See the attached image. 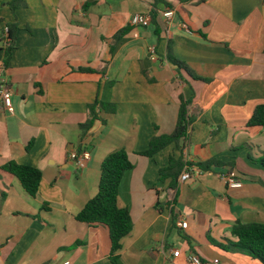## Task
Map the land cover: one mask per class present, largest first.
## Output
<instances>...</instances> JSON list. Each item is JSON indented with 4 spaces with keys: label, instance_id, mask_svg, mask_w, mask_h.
<instances>
[{
    "label": "crops",
    "instance_id": "0c3cea01",
    "mask_svg": "<svg viewBox=\"0 0 264 264\" xmlns=\"http://www.w3.org/2000/svg\"><path fill=\"white\" fill-rule=\"evenodd\" d=\"M10 1L0 0V82L13 105L0 110V264H115L108 227L76 214L98 192L104 158L121 148L134 167L118 197L133 221L120 264H189L191 252L217 264H262L211 238L227 244L237 240V221L264 223V126L247 125L264 104V0H169L174 14L158 13L159 34L152 22H131L151 0L87 8V0H23L14 10ZM8 24L18 28L6 61ZM169 46L194 76L178 71ZM181 96L190 101L185 145L141 154L153 136L174 131ZM98 99L116 111L101 112L88 130L80 150L90 159L77 168L68 154ZM171 155L193 163L190 179L181 180L184 168L176 185L159 180ZM213 158L221 164L211 170L196 165ZM10 160L41 171L35 196L2 169ZM226 175L242 186H228Z\"/></svg>",
    "mask_w": 264,
    "mask_h": 264
},
{
    "label": "trees",
    "instance_id": "16d2710c",
    "mask_svg": "<svg viewBox=\"0 0 264 264\" xmlns=\"http://www.w3.org/2000/svg\"><path fill=\"white\" fill-rule=\"evenodd\" d=\"M93 0H87L83 5L87 8ZM181 2H189L191 0H179ZM152 8L149 11L151 22L155 25V32L159 34V23L157 16L160 11H166L172 8L169 0H151ZM10 7L14 10L23 5V0H11ZM163 5V8H162ZM18 26L16 24H8L7 40L9 44L6 48V61L9 59L11 50L14 47L15 32ZM122 29L116 34L115 38L125 32ZM168 58L174 63L178 71L186 70L194 76L189 66L183 61L177 59L171 54V47L168 49ZM81 70H93L92 68H80ZM189 99L181 96L179 115L176 127L173 132L155 135L151 138L148 149L141 154L152 157L167 146L175 144L177 147H183L188 136V129L191 124V116L189 114ZM116 111L114 103L96 100L89 105L88 118L84 123L80 124L81 135L78 143L80 150L82 143L87 137L88 130L94 125L95 121L100 119L101 112L113 113ZM248 126H264V104L258 105L248 121ZM257 162L264 166V153L257 159ZM193 163L186 162L182 156L175 157L171 155L167 166L160 169V181L171 179L170 184L176 185L182 170L186 166ZM221 164L218 159H209L199 161L196 165L202 170H211L213 166ZM134 167L126 149L121 148L111 152L106 156L101 164V175L99 180L98 192L93 196L85 206L76 214V219L88 224H104L108 227L112 242L111 259L115 264H120L117 251L122 247V239L128 235L133 228V221L130 211L126 207H120L118 197L121 182L125 174ZM2 169L14 174L19 178L23 187L32 196L38 193L42 173L32 166L19 164L15 160H10L2 166ZM232 234L237 237L236 241L228 240L227 244H222L214 239L211 240L219 246L232 251H240L254 258L259 259L264 264V223L263 222H242L237 221L232 227Z\"/></svg>",
    "mask_w": 264,
    "mask_h": 264
},
{
    "label": "built area",
    "instance_id": "2783aa9c",
    "mask_svg": "<svg viewBox=\"0 0 264 264\" xmlns=\"http://www.w3.org/2000/svg\"><path fill=\"white\" fill-rule=\"evenodd\" d=\"M174 14L172 9H168L164 11L165 17H171ZM132 24L134 25H146L151 22V15L150 12L143 13V14H136L132 17L131 20ZM7 30V29H6ZM6 109L10 112L13 111L12 105V89L4 82H0V110ZM69 158L74 161L77 168H84L87 165L88 160L90 159V153L87 150H71L69 152ZM192 177L190 167L186 166L184 172L181 174V180L185 181ZM225 182L230 187H241L242 182L234 177L233 175H226L224 177ZM182 228H187L188 223L187 221H182L179 223ZM173 254L175 256L180 255L179 250H174ZM188 262L189 264H217L218 259L215 260H208L203 259L200 255L191 252L188 255ZM62 264H70V261H64Z\"/></svg>",
    "mask_w": 264,
    "mask_h": 264
}]
</instances>
